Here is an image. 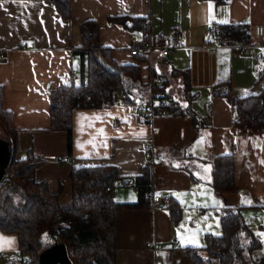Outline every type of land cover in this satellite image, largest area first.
<instances>
[{
    "label": "crops",
    "instance_id": "crops-1",
    "mask_svg": "<svg viewBox=\"0 0 264 264\" xmlns=\"http://www.w3.org/2000/svg\"><path fill=\"white\" fill-rule=\"evenodd\" d=\"M0 5V50L6 53L0 62L3 104L14 116L19 156L31 150L45 159L35 170L36 180L46 181L51 192L59 194L61 206L69 207L72 169L112 164L120 171L115 199L137 202L138 192L121 186L120 179L134 181L142 173L152 158L144 148L150 142L155 162L154 193L169 196L168 204L172 200L182 207L176 224L166 209L118 210L117 264H195L186 248L200 247L201 256L207 257L203 249L206 235L222 233L220 213L227 206L240 208L255 234L263 239L258 234L264 233V222L249 220L258 218L259 213L264 216V129L234 128L229 101L215 96L211 87L229 81L237 96L263 87L264 77H259L264 73V45L254 29L264 26V0L219 4L213 0H71L70 20L63 19L47 0H0ZM121 15L146 17L154 36L172 35L176 25L180 26L183 47L167 60L156 53L153 66L145 59L139 62L130 47L145 34L108 22L109 16ZM89 19L99 23L100 43L111 48L117 63L139 65L141 82L129 80L126 84L130 99L147 98L151 77L162 78L163 85L154 92L164 93L176 108L153 120L132 115L120 101L99 109L75 110L70 156L66 132L50 128V91L83 79L82 61L75 49L82 45L80 24ZM244 22L250 26V55L209 43L207 38L215 34L216 26ZM174 70L190 72L193 91L199 92L191 103L182 95V77L171 75ZM187 105L197 113L198 121L188 114H177ZM223 154L234 157L238 190L217 195L211 185L209 160ZM0 237L13 241L0 250V264H15L9 258L18 252L17 235L0 229ZM152 242L164 248L154 252L149 248Z\"/></svg>",
    "mask_w": 264,
    "mask_h": 264
},
{
    "label": "trees",
    "instance_id": "trees-1",
    "mask_svg": "<svg viewBox=\"0 0 264 264\" xmlns=\"http://www.w3.org/2000/svg\"><path fill=\"white\" fill-rule=\"evenodd\" d=\"M63 19H71V0H47ZM219 4L226 0H213ZM111 24H121L129 30L149 34L146 17L109 16ZM215 35L228 44H248L251 32L248 23L220 24L213 29ZM82 45L75 49L83 65V79L59 86L50 91V128L67 134V152L73 151V114L78 109H99L114 103L117 92L124 94V102H132L124 79L141 82L137 64L121 65L112 57L109 47L100 43V26L96 20L80 24ZM161 39L162 37L159 36ZM141 62L146 58L137 56ZM172 76L182 77V95L191 103L199 92L193 91L189 71L174 70ZM264 77L262 73L259 79ZM215 96L226 98L232 108V126L239 130L264 129V85L258 92L237 96L231 83L219 82L211 87ZM176 108L173 102L167 110ZM177 114H188L193 120L199 117L190 105L179 108ZM0 127L7 136L9 158L4 184L0 187V229L18 237V251L27 255L25 264H40L42 250L58 243L65 247L72 264H117L115 244V215L118 210L152 207L154 191V164L149 159L134 182L139 199L133 203L118 202L114 196L115 183L120 177L119 167L112 164L81 166L72 169V204L61 206L59 194L51 192L46 181L36 180V168L45 159L30 150L19 156L18 130L13 113L5 109L0 86ZM212 168L211 185L217 195L237 191L235 160L232 154L214 156L209 160ZM12 189V190H7ZM21 192L20 201L13 193ZM11 191V192H10ZM173 223L182 216V207L172 201L165 208ZM222 233L207 234L202 257L200 247H187L195 264H264L259 254L263 244L244 218L241 209L224 207L220 213ZM52 241L45 246L43 236ZM57 235V239L54 235Z\"/></svg>",
    "mask_w": 264,
    "mask_h": 264
},
{
    "label": "built area",
    "instance_id": "built-area-1",
    "mask_svg": "<svg viewBox=\"0 0 264 264\" xmlns=\"http://www.w3.org/2000/svg\"><path fill=\"white\" fill-rule=\"evenodd\" d=\"M255 35L259 38L262 45H264V26L258 25L254 29ZM159 36L147 34L141 39H136L132 42L130 47L131 54L134 56H144L150 65L153 66L156 62L155 54L158 53L163 60H167L169 55L175 50L183 47L184 35L180 26H176L173 29V34L169 36ZM209 43L218 44L226 46L230 49L231 52L237 53L239 55H250L252 53V44H228L219 39L215 34H211ZM6 59V53L3 50H0V62ZM163 85L162 78L151 77L148 86L150 94L147 98L137 99L132 102H124V94L122 92H117L114 97L115 102H124L125 106L129 112L136 117H146L150 120H153L157 115L165 113L167 106L170 104L169 99L164 95V93H155V87ZM145 150L148 153H152L151 160L154 161L153 147L150 142L145 143ZM5 177L0 182V187L5 182ZM120 185L124 187H132L135 191L138 192V186L130 178L120 179ZM170 200L169 196H157L154 191L152 194V206L157 209H165L168 201ZM57 235H54V238L57 239ZM173 245L177 246V241H173ZM149 248L156 252L164 248V245L161 243L152 242L149 245ZM9 259L15 264H25L28 260L27 255L21 252H17Z\"/></svg>",
    "mask_w": 264,
    "mask_h": 264
},
{
    "label": "water",
    "instance_id": "water-1",
    "mask_svg": "<svg viewBox=\"0 0 264 264\" xmlns=\"http://www.w3.org/2000/svg\"><path fill=\"white\" fill-rule=\"evenodd\" d=\"M9 158V146L7 142L0 140V182L6 175V166ZM40 264H72L64 246L55 243L52 247L44 250L39 256Z\"/></svg>",
    "mask_w": 264,
    "mask_h": 264
},
{
    "label": "rangeland",
    "instance_id": "rangeland-1",
    "mask_svg": "<svg viewBox=\"0 0 264 264\" xmlns=\"http://www.w3.org/2000/svg\"><path fill=\"white\" fill-rule=\"evenodd\" d=\"M177 26V25H176ZM208 36V35H207ZM207 39H209L210 40V37L208 36V38ZM177 50H179V49H175L174 50V52L175 51H177ZM263 65V60L261 61V66ZM124 81H125V84H128V81H129V79H124ZM254 92H258L257 90L256 91H254ZM0 140L3 142V143H5V142H7V136L5 135V132L2 130V128L0 127ZM7 190H12V189H7ZM11 192V191H10ZM21 192H22V190L20 191V192H16V193H13V195H14V197L16 198V200H19L20 199V194H21ZM20 201V200H19ZM250 218V217H249ZM246 219V218H245ZM247 220H249L248 218H247ZM249 221H253V222H256V221H259V222H264V216L261 214V213H259L258 214V218H253V219H251L250 218V220ZM254 225V224H253ZM43 241L45 242V246H49V244L52 242L49 238H48V240L47 241H45V235L43 236ZM261 241H262V244H263V247H262V249L261 250H259L258 252H259V254L260 255H263L264 256V236H263V239H261ZM54 245V244H53ZM53 245H51V246H49V248L50 247H52ZM49 248H46L45 250H47V249H49ZM42 251H44V250H42ZM41 251V252H42ZM215 264H217V261H215Z\"/></svg>",
    "mask_w": 264,
    "mask_h": 264
},
{
    "label": "snow or ice",
    "instance_id": "snow-or-ice-1",
    "mask_svg": "<svg viewBox=\"0 0 264 264\" xmlns=\"http://www.w3.org/2000/svg\"><path fill=\"white\" fill-rule=\"evenodd\" d=\"M0 6H2V5H0ZM209 8H210V10H211V8H212V5H211V3H209ZM221 23H226L227 21H220ZM102 131V130H101ZM262 163H264V161H262ZM206 171H207V169H206ZM258 235H261V236H264V233H260V234H258ZM183 237H181V241L183 242ZM48 240V237H47V234H45V241H47ZM13 243V241L12 240H10V239H6V238H4V237H0V250H3L4 249V247L5 246H10L11 244Z\"/></svg>",
    "mask_w": 264,
    "mask_h": 264
}]
</instances>
